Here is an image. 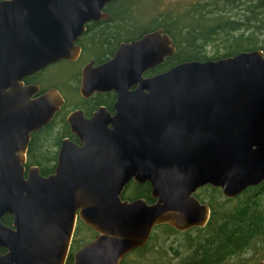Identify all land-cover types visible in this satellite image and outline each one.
<instances>
[{
	"label": "water",
	"instance_id": "water-1",
	"mask_svg": "<svg viewBox=\"0 0 264 264\" xmlns=\"http://www.w3.org/2000/svg\"><path fill=\"white\" fill-rule=\"evenodd\" d=\"M111 1L0 0V247L10 249L0 251V264H66L79 218L98 234L73 264H121L157 225L206 226L211 209L196 196L200 187L235 198L264 182V50L184 61L145 77L176 52L163 29L85 65L82 94L115 90L116 115L72 114L81 144L65 138L54 173L32 166L26 174L31 134L64 98L56 88L38 95L23 79L77 58L86 24L105 18ZM133 178L151 183L154 202L121 198ZM6 213L15 230L3 224Z\"/></svg>",
	"mask_w": 264,
	"mask_h": 264
},
{
	"label": "trees",
	"instance_id": "trees-1",
	"mask_svg": "<svg viewBox=\"0 0 264 264\" xmlns=\"http://www.w3.org/2000/svg\"><path fill=\"white\" fill-rule=\"evenodd\" d=\"M139 1L116 0L111 6L125 8L120 13H114L116 21H120L121 30L124 32L122 40L139 36L144 33L143 30L150 31L157 28H162L171 34L177 49L174 55L167 58L161 70L194 59L202 61L217 59L208 57L206 49L210 45L223 47L226 53L222 57L256 48L264 50V38L261 39L264 36V0H246L247 8L240 17L235 14L232 16L223 14L225 11H219L218 15H214L209 10V6H202L207 10H200L195 6L189 13V19L187 16V22L181 21L180 17L167 15L153 17L144 24H141L142 19H138L134 13V4ZM226 1L224 9L226 7L235 9L241 5L239 2L242 0ZM228 1H231V5H227ZM132 24L137 25V28H132ZM138 25L144 26L138 28L140 27ZM51 86L60 90L54 84ZM55 123H57L56 118L44 129L32 133L29 144L28 165H38L43 174L52 171L53 164L57 162L61 139L66 134L58 132ZM207 188L212 190L209 196L197 193V197L211 207L210 219L206 226L188 231H195L196 236L192 237L186 258L177 264H223L232 256L251 248L257 239L264 237V182L249 187L235 198L226 197L222 201L220 199L218 201L217 196L218 193L221 194V188L204 187ZM149 199L151 200L150 197ZM3 221L5 222V218ZM82 226H86L92 232L91 236L83 237ZM165 226L170 231H177L169 225ZM97 234L95 229L80 220L74 234L75 251L94 239ZM147 248L149 246L143 249ZM75 251L71 252L66 264H73ZM125 262L126 259L122 264Z\"/></svg>",
	"mask_w": 264,
	"mask_h": 264
},
{
	"label": "flooded vegetation",
	"instance_id": "flooded-vegetation-1",
	"mask_svg": "<svg viewBox=\"0 0 264 264\" xmlns=\"http://www.w3.org/2000/svg\"><path fill=\"white\" fill-rule=\"evenodd\" d=\"M115 2H116V0H112L111 2L107 3L105 5V7L103 8V14L106 16L105 18H102L101 20H98V21H91V22H88L86 24V29H85L84 33L78 38V40L76 42L77 45L80 47V54L77 56V58H75L73 60L67 59V58L62 59L58 62L50 64L46 68H44V69H42V70H40V71H38L32 75L26 76L23 79V82L25 85H33V84L38 85L39 86V92L37 94L40 95L49 89L55 88V87H52L51 85H46L44 83L43 84L41 83V82H44L43 80L45 78V73L47 71H49L50 68L58 66V65H62V64H65L69 67V73L65 76V84H66V88L68 89L67 90L68 93L66 94V93H64L58 89L64 98V103L61 106V109L59 111H57L54 118L51 120V122H53V120L56 118L57 123H55V129L58 132L66 133L65 136L62 137V139H61L62 140L61 145H62V142L65 138H69L70 140L81 144V140H80L79 136L71 130V125L68 121L69 116H71L72 114H74L76 112H81V114H83V116L86 119H91L95 115L96 112L100 111L101 108H104L105 111L112 116L116 115V113H117V109H116L115 105H116V102L118 99V93L115 90L95 91L94 93L87 95V96L82 94V92H81L82 74H83V69H84L85 65H87L89 63H93V66H99L100 64H103V63L109 61L110 59H112L114 57L115 52L119 48L121 43L136 40V39L144 36L146 33L156 30V29H153L150 31L143 30L144 33H142L139 36H135V37H131L129 39L122 40V34L124 32H123V30H121L120 21H116L117 18L114 16V13H120V12L124 11L125 8L111 6V4H114ZM226 2H227L226 0H208L205 3L198 4L199 6L197 9L207 10V9L203 8L202 6H204V7L209 6L210 7L209 10L212 13L218 12V11H225L227 13L229 12L228 14L231 16L234 14L236 16L237 15L243 16L244 11L247 8L246 0H242L241 2H239V4H241V5L235 7V9H232L229 7H226L224 9L223 7L225 6ZM227 5H231V1H228ZM132 11H133V9H132ZM125 13H127V12H125ZM138 26H140L138 28H142L144 25H138ZM131 27L137 28V25L132 24ZM157 29H162V28H157ZM176 49H177V47H176ZM168 57H170V56H168ZM168 57H166L164 62H162L161 64L155 66L154 68L147 70L144 73V76L145 77L146 76H153V75L158 74L160 72L167 71L168 69H166V70H161V69H162V65L165 63V61L167 60ZM45 87H48V88L44 89ZM135 88H136V86H133L131 89H135ZM46 126H44L42 129H44ZM109 126L112 127V124H110ZM39 130H41V129H39ZM36 131H38V130H36ZM34 132H32V133H34ZM31 138H32V134H31ZM29 144H30V142H29ZM59 150H60V148L58 149V157H59ZM28 151H29V145H28V150H27V154H26L27 155V161L25 164L26 174L28 173V170L30 167L38 166V165H28ZM58 157H57V162L55 163V165L53 164L52 171L49 172L48 174H43L41 171V168L38 166L40 169V173L43 176H49L50 174H52L56 171L57 164H58ZM208 186H212V185L208 184V185L200 187L195 193L196 196H197V192L200 191V189H202L204 187H208ZM256 186H258V185H256ZM152 192H153V187L149 181L140 182V181L133 178L125 185V187L122 191L121 198L123 200H128V201H133V200L142 198V199H145L148 203H152L156 200V198L153 197ZM149 197L151 198V200L149 199ZM210 209H211V207H210ZM4 218H5V222L3 221ZM80 220H82V219L79 218L78 222ZM2 222L7 228H11L13 230L16 229L15 218H14L13 214L6 213L4 215V217L2 218ZM78 222H77V224H78ZM165 225H169V224L163 223V224L155 226L152 230L150 239L147 242V244L145 246L138 247L137 249H135L133 251H138V250L143 251L144 250L143 248L149 246L150 243L153 241L154 233H156V231L158 229H163V228L165 229L166 228ZM76 228H77V226H76ZM194 228H196V227H193L191 229H194ZM164 229H163V232H166ZM191 229H189V230H191ZM189 230H186V231L177 230V231L178 232H187ZM73 241H74V236H73V239L71 242L69 256L72 252L71 248L73 246ZM78 250H76L75 253ZM0 251L3 254H7V253H9L10 249L8 247H0ZM75 253H74V255H75ZM69 256H68V258H69ZM124 259H123V261H124ZM123 261H122V263H123ZM247 264H250V263H247Z\"/></svg>",
	"mask_w": 264,
	"mask_h": 264
},
{
	"label": "rangeland",
	"instance_id": "rangeland-1",
	"mask_svg": "<svg viewBox=\"0 0 264 264\" xmlns=\"http://www.w3.org/2000/svg\"><path fill=\"white\" fill-rule=\"evenodd\" d=\"M208 0H140L135 7V14L138 19H142V23L153 18L161 16H173L180 17V20L187 22V16L189 19V13L193 11L198 4L205 3ZM228 14L223 12V14ZM217 12H214L216 15ZM219 14V11H218ZM217 14V15H218ZM237 17H240L237 15ZM264 36L261 37L263 39ZM208 57L218 58L222 57L226 50L223 47H217L216 45H210L206 49ZM69 73V67L65 64L52 67L45 73L44 84L56 85L64 93H68V89L65 84V76ZM209 192L212 190L200 189L197 193L200 195L209 196ZM218 192V201L224 200L226 196L220 191ZM242 194V193H241ZM264 203V195H263ZM83 228V237L91 236L92 232L86 226ZM164 229V228H163ZM158 229L154 233L153 241L150 243L149 248L143 251H132L125 259V264H177L186 258L189 253L188 246L192 242V237L196 236L195 231L191 232H178L170 231L167 228L164 230ZM72 251L75 248L72 246ZM124 259V260H125ZM187 260V259H186ZM264 264V237L257 239L251 248L243 251L240 254L232 256L223 264Z\"/></svg>",
	"mask_w": 264,
	"mask_h": 264
}]
</instances>
